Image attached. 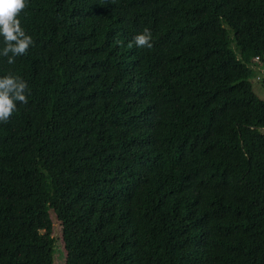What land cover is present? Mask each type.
<instances>
[{
  "label": "trees",
  "instance_id": "1",
  "mask_svg": "<svg viewBox=\"0 0 264 264\" xmlns=\"http://www.w3.org/2000/svg\"><path fill=\"white\" fill-rule=\"evenodd\" d=\"M27 4L0 264H53L52 215L63 264H264V0Z\"/></svg>",
  "mask_w": 264,
  "mask_h": 264
},
{
  "label": "clouds",
  "instance_id": "2",
  "mask_svg": "<svg viewBox=\"0 0 264 264\" xmlns=\"http://www.w3.org/2000/svg\"><path fill=\"white\" fill-rule=\"evenodd\" d=\"M27 6V0H0V38L4 45L0 56L7 58L10 65L15 63L16 57L26 55L34 43L18 18ZM133 44L139 48H152L151 31L144 29L137 34L129 47ZM28 93V84L21 77L12 74L0 76V123L6 124L10 120L18 103H28Z\"/></svg>",
  "mask_w": 264,
  "mask_h": 264
},
{
  "label": "rangeland",
  "instance_id": "3",
  "mask_svg": "<svg viewBox=\"0 0 264 264\" xmlns=\"http://www.w3.org/2000/svg\"><path fill=\"white\" fill-rule=\"evenodd\" d=\"M257 65L255 63V66H258L259 70H254L253 76L249 79L252 88L255 91V93L260 97L264 99V84L262 83L263 80H261L264 77V63L258 62ZM257 68V67H256ZM257 76L260 77V80L257 79ZM52 221H53V236L55 237V252H54V261L53 264H63L64 263V257H65V249L63 246V241L60 236V224L55 219L54 215H52Z\"/></svg>",
  "mask_w": 264,
  "mask_h": 264
},
{
  "label": "built area",
  "instance_id": "4",
  "mask_svg": "<svg viewBox=\"0 0 264 264\" xmlns=\"http://www.w3.org/2000/svg\"><path fill=\"white\" fill-rule=\"evenodd\" d=\"M255 60H257V57H256V59ZM259 77L257 76V79H258Z\"/></svg>",
  "mask_w": 264,
  "mask_h": 264
}]
</instances>
